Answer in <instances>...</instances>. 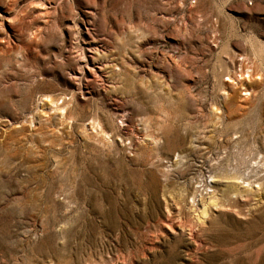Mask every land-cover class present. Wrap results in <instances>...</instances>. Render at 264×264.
<instances>
[{
	"label": "rangeland",
	"instance_id": "obj_1",
	"mask_svg": "<svg viewBox=\"0 0 264 264\" xmlns=\"http://www.w3.org/2000/svg\"><path fill=\"white\" fill-rule=\"evenodd\" d=\"M0 264H264V0H0Z\"/></svg>",
	"mask_w": 264,
	"mask_h": 264
},
{
	"label": "bare ground",
	"instance_id": "obj_2",
	"mask_svg": "<svg viewBox=\"0 0 264 264\" xmlns=\"http://www.w3.org/2000/svg\"><path fill=\"white\" fill-rule=\"evenodd\" d=\"M247 72V71H246ZM250 76V74L248 75V77ZM102 131L104 132V130L102 129Z\"/></svg>",
	"mask_w": 264,
	"mask_h": 264
}]
</instances>
